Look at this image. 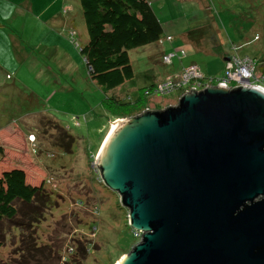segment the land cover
Wrapping results in <instances>:
<instances>
[{"label": "rangeland", "instance_id": "obj_1", "mask_svg": "<svg viewBox=\"0 0 264 264\" xmlns=\"http://www.w3.org/2000/svg\"><path fill=\"white\" fill-rule=\"evenodd\" d=\"M149 2L161 40L129 50L134 76L106 90L79 51L87 40L79 0H0L2 161L24 170L31 186L44 183L48 196L40 213L29 209L31 221L18 211L0 224V264H117L139 240L95 163L109 122L127 118L113 117L108 98L133 100L190 65L205 79L220 78L233 54L256 59L264 73V0ZM175 50L166 63L162 54ZM178 98L177 91L149 95L144 110L177 105Z\"/></svg>", "mask_w": 264, "mask_h": 264}, {"label": "water", "instance_id": "obj_2", "mask_svg": "<svg viewBox=\"0 0 264 264\" xmlns=\"http://www.w3.org/2000/svg\"><path fill=\"white\" fill-rule=\"evenodd\" d=\"M95 163L140 232L117 264H264V89L208 85L109 122Z\"/></svg>", "mask_w": 264, "mask_h": 264}, {"label": "trees", "instance_id": "obj_3", "mask_svg": "<svg viewBox=\"0 0 264 264\" xmlns=\"http://www.w3.org/2000/svg\"><path fill=\"white\" fill-rule=\"evenodd\" d=\"M79 5L87 30V40L78 45L79 51L92 79L106 90L114 89L134 76L129 50L160 41L162 24L149 0H79ZM213 50L219 53L220 45ZM173 52L176 54V50ZM165 55L162 54V59ZM253 60L257 63L256 59ZM154 84L144 88L142 94L133 100L111 96L106 103L109 112L114 118L141 113L147 97L144 90ZM2 157L0 150V224L14 220L18 211H22L21 217L31 221L29 209L31 214L38 213L48 202L44 183L31 186L25 181L24 170L11 168ZM17 202L21 209L15 205ZM2 244L0 232V247Z\"/></svg>", "mask_w": 264, "mask_h": 264}, {"label": "built area", "instance_id": "obj_4", "mask_svg": "<svg viewBox=\"0 0 264 264\" xmlns=\"http://www.w3.org/2000/svg\"><path fill=\"white\" fill-rule=\"evenodd\" d=\"M166 39L172 40V37L166 36ZM180 54H186L183 48L180 49ZM174 55L175 52L166 54L163 59L166 63H171ZM225 64L224 74L220 78L205 79L197 66L190 65L183 68L178 75L167 76L155 83L150 89H145L144 94L153 96L157 93L166 94L177 91L181 97L184 92L199 91L208 85H220L230 89L237 86H257L264 89V73L256 70V63L252 58L231 55ZM134 232L136 233L135 236L140 239V232Z\"/></svg>", "mask_w": 264, "mask_h": 264}, {"label": "bare ground", "instance_id": "obj_5", "mask_svg": "<svg viewBox=\"0 0 264 264\" xmlns=\"http://www.w3.org/2000/svg\"><path fill=\"white\" fill-rule=\"evenodd\" d=\"M118 121H119V120H118ZM116 122H117V121H116ZM113 124H114V123H113ZM113 124H112V125H113ZM118 262H119V261H118ZM118 262H117V263H118Z\"/></svg>", "mask_w": 264, "mask_h": 264}]
</instances>
